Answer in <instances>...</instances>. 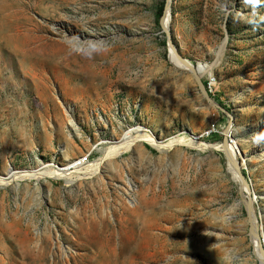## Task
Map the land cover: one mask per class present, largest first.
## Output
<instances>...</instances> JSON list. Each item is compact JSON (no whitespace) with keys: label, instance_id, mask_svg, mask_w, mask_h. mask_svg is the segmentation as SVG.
<instances>
[{"label":"rangeland","instance_id":"rangeland-1","mask_svg":"<svg viewBox=\"0 0 264 264\" xmlns=\"http://www.w3.org/2000/svg\"><path fill=\"white\" fill-rule=\"evenodd\" d=\"M165 6L0 0V26L13 30L0 34V178L88 154L97 162L139 127L166 143L192 130L222 147L223 136L205 134L224 131L229 118L170 64ZM171 10L180 57L214 67L201 79L233 118L264 247V0H173ZM71 144L73 161L63 150ZM112 161L78 183L0 188V264H261L247 191L220 150L142 142Z\"/></svg>","mask_w":264,"mask_h":264},{"label":"bare ground","instance_id":"bare-ground-1","mask_svg":"<svg viewBox=\"0 0 264 264\" xmlns=\"http://www.w3.org/2000/svg\"><path fill=\"white\" fill-rule=\"evenodd\" d=\"M6 18L7 17L4 18L5 21H6ZM170 24H171V20H170L169 13L167 12L165 21H164V28L165 29L170 28ZM6 28L8 29V31L3 26H0V34H2L3 38L6 37L7 33H10L13 31V30H10L11 29L10 25L6 26ZM13 38L14 37L12 38L8 37L9 41L13 40ZM170 64L177 71L184 72V73L191 72L192 71L191 67H193L190 63H180L174 56H171ZM213 69L214 67H209L207 65L199 64L197 68V71H198L197 74L200 76V78L204 77L205 75L211 77L213 73L212 72ZM32 71L36 73V69L33 68ZM70 123L71 125L74 124L72 120L70 121ZM228 133H230V130ZM185 135L186 136L184 137L178 136V137L172 138L171 140L168 141V143H166L165 141L158 139L155 136V134H148V131H146L144 128H141V127L134 128V129L129 130L120 142L111 143L113 144V146L108 148L104 152L105 157L93 163L89 159L91 154H88L86 156H79L80 159L78 160L76 158L78 157L77 154L74 155L73 153L74 151H76L75 146L72 144L67 145V147L63 149L64 153L66 155L73 157L71 161L77 159L75 162H71V163L69 162L65 166H55L52 164H49V165L41 164L40 167L42 168L37 169L35 171H13L11 170L9 173L7 182H5L2 178H0V188H10L12 186H18V182L20 183L21 181H25V180H33V181H36L37 184H39L45 179H62V180H65L66 182L71 181L74 183L82 182L86 179H93L95 177L102 176L103 168L107 161H112V160H115L121 157L124 153L133 150L136 146H138L142 142H146L150 144L151 146H153L159 151H171L178 147L192 148V149H195L203 153L223 150V147H220L217 145H208V144L199 142V138H200L199 135L194 133V131L192 130L185 133ZM205 135L209 136L207 133ZM96 149H98V146L94 147V150ZM91 150L92 149H90V151ZM228 150L236 159H239L240 162L242 161L243 164L247 163L246 154H244L243 152L239 150L236 143H233V146L230 147ZM227 170L229 171L230 175H232L233 180L235 182H238L239 180L241 182L239 173L237 172L235 168H233L231 165L228 164ZM241 187L247 191V189L244 186H241ZM253 192H252V195L254 194L253 202L255 204L258 198L256 194ZM257 231L259 232V235L261 237L262 231L258 225H257ZM252 242H253L255 257L257 258V260H259L261 264H264V259L260 254L261 243L258 242L256 235H252Z\"/></svg>","mask_w":264,"mask_h":264},{"label":"water","instance_id":"water-1","mask_svg":"<svg viewBox=\"0 0 264 264\" xmlns=\"http://www.w3.org/2000/svg\"><path fill=\"white\" fill-rule=\"evenodd\" d=\"M172 1L173 0H166V6H165V9L163 12V16L160 20L159 26H160L161 30L163 31V33L166 35L169 62H170L171 56H174L180 63H188L180 57L179 52L176 49L175 44L171 38L170 29L164 28V21H165V17H166L167 12L169 13L170 20H172L171 19ZM197 68L198 67H196V68L191 67L192 71L187 72V73H189L193 77L203 99L205 100V102L210 107L216 109L220 113L225 114L229 118L228 125L225 128V130L223 131L224 135H223V141L221 144L223 147V150L220 151V153L223 154L225 160L227 161V165L229 164L237 170V172L239 173V177L241 179L242 186H244L247 189L246 193L248 195V202L246 203V210H247V214H248V218H249V222H250L251 234L256 235L259 243H263L261 240L262 238L260 237L259 232L257 231L258 221H257V217H256V204H254V202H253L252 191L250 189L249 182L247 181V178L243 172V167H242L240 160L236 159L228 150L230 148V145H229V141L227 139V135H229L228 132L233 126L232 125L233 118L225 108H223L222 106L217 104L214 101V99L210 96V94L208 93L204 83L202 82V79L197 74L198 73ZM260 254L264 259V248H263V246L260 247Z\"/></svg>","mask_w":264,"mask_h":264},{"label":"built area","instance_id":"built-area-1","mask_svg":"<svg viewBox=\"0 0 264 264\" xmlns=\"http://www.w3.org/2000/svg\"><path fill=\"white\" fill-rule=\"evenodd\" d=\"M213 85H211V82H210V79L207 81V84H206V89H207V91H208V93L210 94V95H212L213 94ZM213 135H221V136H223L224 134H223V131L222 132H219L218 130H217V132H210L209 133V136H213ZM208 136V137H209ZM227 139H228V141H229V145H230V147H232L233 146V143H236V141L235 140H233V137L232 136H230V135H227Z\"/></svg>","mask_w":264,"mask_h":264},{"label":"trees","instance_id":"trees-1","mask_svg":"<svg viewBox=\"0 0 264 264\" xmlns=\"http://www.w3.org/2000/svg\"><path fill=\"white\" fill-rule=\"evenodd\" d=\"M163 12H164V9H163V7H162V10H160V12H159V14H158L160 20H161V18H162V16H163ZM211 96H212V95H211ZM212 97H213V96H212ZM213 99H214V101H215L217 104H219L220 106L223 107V105H222L221 103H219V101H218V99H217L216 97H213ZM223 108H225V107H223Z\"/></svg>","mask_w":264,"mask_h":264},{"label":"flooded vegetation","instance_id":"flooded-vegetation-1","mask_svg":"<svg viewBox=\"0 0 264 264\" xmlns=\"http://www.w3.org/2000/svg\"><path fill=\"white\" fill-rule=\"evenodd\" d=\"M205 87H206V84H205ZM211 96V95H210ZM212 97V96H211Z\"/></svg>","mask_w":264,"mask_h":264}]
</instances>
